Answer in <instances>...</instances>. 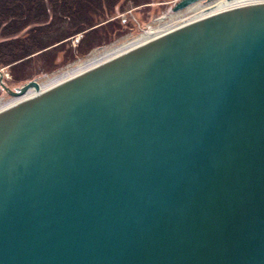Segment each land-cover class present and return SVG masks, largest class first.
I'll return each instance as SVG.
<instances>
[{"label":"water","instance_id":"water-1","mask_svg":"<svg viewBox=\"0 0 264 264\" xmlns=\"http://www.w3.org/2000/svg\"><path fill=\"white\" fill-rule=\"evenodd\" d=\"M0 264H264V3L1 112Z\"/></svg>","mask_w":264,"mask_h":264},{"label":"rangeland","instance_id":"rangeland-1","mask_svg":"<svg viewBox=\"0 0 264 264\" xmlns=\"http://www.w3.org/2000/svg\"><path fill=\"white\" fill-rule=\"evenodd\" d=\"M110 2L111 0H106L102 7H98L99 12L92 13L90 16L94 22L101 24L86 29L80 34H75V29H80V26L86 28L84 19L76 18L72 21L61 18L63 16L54 19L52 16L50 21L45 24L48 26H44L46 29L45 40L55 43L62 39V37H57L60 34H57L58 31H62L71 37L64 38L47 48L46 51L33 55V58H31L32 56L28 57L32 59L29 62H20L19 66L10 68L9 66L0 67V73L3 75V79L0 78V102L7 103L15 98L3 90L2 81L11 89L34 80L43 84L49 78L61 75L79 62L88 60L91 55L103 52L106 48L114 47L128 40H133L150 28H156L170 22L171 15L179 17L178 22L190 16L188 10L174 14L171 12L172 8L179 2L178 0H116L113 4ZM109 5L111 9H109ZM199 5L208 6L206 2H201ZM112 6H115L113 10ZM164 16L167 17L161 21L160 19ZM110 21L113 22L107 24ZM93 28L97 30L101 45H94L93 49H89L88 45L80 46V42L87 34L86 32ZM27 33L28 30L21 32L17 37H24ZM9 39L0 37V42Z\"/></svg>","mask_w":264,"mask_h":264},{"label":"trees","instance_id":"trees-1","mask_svg":"<svg viewBox=\"0 0 264 264\" xmlns=\"http://www.w3.org/2000/svg\"><path fill=\"white\" fill-rule=\"evenodd\" d=\"M106 0H0V37L10 38L0 42V67L19 66L21 63L31 61L36 55L53 44L71 37L58 31L57 37H62L58 41L51 42L45 40V25L53 16L63 19L82 18L86 21V28H76L75 34H79L86 29L92 28L101 23H96L90 17L92 12L102 7ZM116 0H111L113 4ZM109 7H111L109 5ZM115 6H112V8ZM28 30L24 37H17L18 34ZM57 31V30H56ZM67 36V37H66ZM103 37V36H102ZM97 30L87 32L80 42V46L88 45L100 46ZM32 56L31 58H28ZM26 60V61H25Z\"/></svg>","mask_w":264,"mask_h":264},{"label":"bare ground","instance_id":"bare-ground-1","mask_svg":"<svg viewBox=\"0 0 264 264\" xmlns=\"http://www.w3.org/2000/svg\"><path fill=\"white\" fill-rule=\"evenodd\" d=\"M258 3H264V0H217L208 6L199 4L193 5L188 9L190 14L188 18H185L178 22L179 17H174L171 15L169 18L170 22H167L166 24L156 28H150L147 32L139 35L133 40H128L114 47L106 48L103 52L91 55L88 60L79 62L72 69L65 71L61 75L49 78L45 83L40 84V87L38 89L33 88L23 96L16 97L7 103H3V101L0 102V113L6 109H9L10 107L17 105L22 101H25L26 99H29L39 93H42L56 85L65 82L66 80H69L105 62H108L118 56H121L124 53L131 51L143 44H146L156 38H159L160 36H163L173 30L184 27L190 23L199 21L201 19H204L205 17L223 11Z\"/></svg>","mask_w":264,"mask_h":264},{"label":"flooded vegetation","instance_id":"flooded-vegetation-1","mask_svg":"<svg viewBox=\"0 0 264 264\" xmlns=\"http://www.w3.org/2000/svg\"><path fill=\"white\" fill-rule=\"evenodd\" d=\"M138 1V0H137ZM178 1H180V0H178ZM215 0H205V1H203V2H206V4H210L211 2L213 3ZM109 9H111V7L109 8ZM114 9V7L112 8V10ZM97 12H99L98 10L96 11L95 10V12H92V13H97ZM106 22V21H105ZM111 22H113V21H110V22H108L107 24H109V23H111ZM93 30V29H92ZM91 31V30H90Z\"/></svg>","mask_w":264,"mask_h":264}]
</instances>
